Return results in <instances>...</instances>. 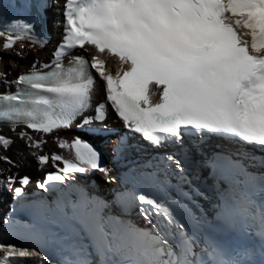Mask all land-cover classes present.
<instances>
[{"label":"snow or ice","instance_id":"6c2138e0","mask_svg":"<svg viewBox=\"0 0 264 264\" xmlns=\"http://www.w3.org/2000/svg\"><path fill=\"white\" fill-rule=\"evenodd\" d=\"M63 16L62 43L55 49L52 63L41 66L49 70L41 71L33 64L14 81L7 80V72H0V83L17 85L14 93H0V122L24 124L43 133L69 128L91 106L95 70L104 82L105 100L123 128L154 147L182 144L185 134H195L227 137L264 151V0H65ZM10 27L17 35L0 32L4 50L25 38L40 47L46 43L30 36L31 23L13 20ZM85 45L116 57L120 69L113 75L97 55H92L90 64L84 56L63 63L71 50ZM153 85L159 90L155 103ZM104 109L105 103L96 107L95 120L106 118ZM92 119L85 117L83 124ZM20 136L23 139L26 133ZM28 142L34 148L43 143L31 137ZM11 143L0 135L4 149ZM65 145L61 142L59 146ZM70 147L75 162L55 153H31L40 166L52 163L56 167V161L63 164L46 173L37 188L52 192L67 184L71 173H84L87 168L106 171L100 168V154L92 145L76 138ZM163 159L180 168L173 155ZM0 161L12 163L7 156H0ZM230 163L242 170L239 161ZM260 163L264 166V160ZM19 182L26 185L29 177ZM15 195L22 196V189L16 188ZM85 199L93 205L95 231L103 240L98 249L101 256L127 251L136 257L130 264H241L218 245L202 249L208 259L197 254L194 238L183 231L170 208L147 193L133 194V199L140 202L146 222L151 223L155 213L157 223L151 229L105 219L101 213L106 205ZM62 203L58 200L57 208ZM34 206L47 207L43 202ZM261 212L264 214V207ZM161 225L169 232L161 231ZM173 226L180 230L175 247L167 239ZM0 253V264H27L34 255L2 241ZM244 255L249 257L247 264H255L251 250ZM40 259L43 264L44 258Z\"/></svg>","mask_w":264,"mask_h":264},{"label":"bare ground","instance_id":"6f19581e","mask_svg":"<svg viewBox=\"0 0 264 264\" xmlns=\"http://www.w3.org/2000/svg\"><path fill=\"white\" fill-rule=\"evenodd\" d=\"M49 4L46 0L44 10L48 20H51L56 13V7L51 8ZM49 32V40L43 47H40L39 44H32L29 39L25 38L17 41L8 50L3 49L4 37L0 36V72H7V76H13L34 57L44 53L49 47V43L55 42L57 38L56 30L53 27L50 28ZM5 33L10 34L9 32ZM84 50L91 53L95 48L91 45H85ZM98 54L99 58L105 62L116 59L107 52ZM124 68L126 70L127 65ZM96 81L97 90L93 93L94 100L100 97L104 85L102 79L98 78ZM152 91L159 92L154 85ZM154 98L153 95L152 101ZM128 141L132 142V146H127L125 149L127 155H137L138 159L142 161L140 165L146 171L153 168L151 167L153 163L151 166L147 164L150 152H167L179 161L180 168L170 165L166 161L168 163L166 172L160 179L158 178L154 183H151V187L155 195L159 197L157 200L168 206L177 221L184 226L183 231L189 237L194 238V251L197 254L208 259L202 249L207 245L211 250L213 245H218L224 249L226 254L235 256L240 260L241 264H247L249 259L248 256L244 255L245 250H251L253 253L251 258L254 259L255 264H264V241H259L253 232L245 230L243 217L238 208L229 201L226 189L218 181L216 175L217 163L221 156L226 158L231 156L239 160L245 169L255 174H264V166L260 163L261 160H264V151L215 135H206L202 138L195 134H185L182 144H165L161 147H154L143 139L129 138ZM46 145L54 147V143L50 140L47 141ZM31 151V147L24 146L21 139L14 137L7 149L0 147V156H9L15 159L19 164V170L29 173L30 178L34 179L39 177L46 167L43 166L40 169L35 167ZM252 156L256 159H250ZM11 166L6 161H0V215L7 212V208L4 207V199L7 194L2 185V171ZM13 167L15 168V166ZM130 176L127 174L126 178ZM107 186L108 182L103 177L94 175L91 181L88 180L87 176H71L67 184L55 189L54 196H42L37 191L24 187L23 195L19 197L20 200L26 201L31 198V202L48 203L47 207L30 206L34 217L32 219L28 217L29 222L23 223L27 228L25 233L32 238L28 242L21 236V233H24V231L22 232L24 226L19 223L20 219L23 218L20 217V214L12 213L18 217L14 219V222H11V218L3 222L0 216V241L33 253V257L27 260V264H42L40 257L44 258L43 264H130V261L136 257L127 251L100 255L98 249L103 240L95 231L93 205L88 203L85 197L89 200L94 198L106 205L101 213L105 219L109 217L119 219L125 224L133 225L139 229H151L152 225L157 223V219L153 212L152 222H146L139 210L132 208V204L127 207V201L117 212L116 207H112ZM117 193L126 194V187H119ZM122 199L126 200V197L120 200ZM58 200L63 202L62 206H65L64 203L66 204V209L80 215L74 216L75 218L69 217L66 212L57 208ZM21 205L27 206L25 203ZM106 230H110L109 225H106ZM160 230L165 233L169 232V229L163 225H161ZM179 231L173 226L172 235L167 236L169 243L174 247L178 244L176 239L180 237ZM13 238L15 242L12 240Z\"/></svg>","mask_w":264,"mask_h":264},{"label":"rangeland","instance_id":"374dc122","mask_svg":"<svg viewBox=\"0 0 264 264\" xmlns=\"http://www.w3.org/2000/svg\"><path fill=\"white\" fill-rule=\"evenodd\" d=\"M0 208H1V206H0Z\"/></svg>","mask_w":264,"mask_h":264}]
</instances>
